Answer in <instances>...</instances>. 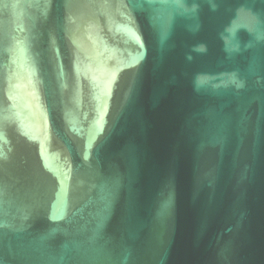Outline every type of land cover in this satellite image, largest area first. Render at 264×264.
<instances>
[{
    "label": "water",
    "instance_id": "obj_1",
    "mask_svg": "<svg viewBox=\"0 0 264 264\" xmlns=\"http://www.w3.org/2000/svg\"><path fill=\"white\" fill-rule=\"evenodd\" d=\"M0 264H264V0H0Z\"/></svg>",
    "mask_w": 264,
    "mask_h": 264
}]
</instances>
